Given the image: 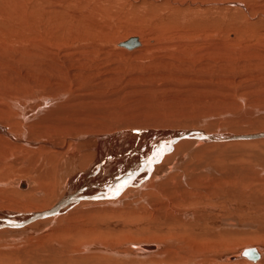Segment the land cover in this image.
Masks as SVG:
<instances>
[{
    "label": "rangeland",
    "instance_id": "rangeland-1",
    "mask_svg": "<svg viewBox=\"0 0 264 264\" xmlns=\"http://www.w3.org/2000/svg\"><path fill=\"white\" fill-rule=\"evenodd\" d=\"M132 37L142 40L144 51L118 46ZM56 92L64 98H56ZM28 95L37 99L26 103L28 111L36 112V121L52 109H67L68 126L76 123L86 134L164 125L173 131L202 128L222 134L264 130V0H0V126L14 135L20 115L18 107L9 108L7 99ZM50 97L55 103L42 109L43 99ZM58 130L45 138L67 152L73 145ZM87 143L76 147L83 152L92 149L94 144ZM187 150V160L179 162L190 168L188 174L225 178L228 192L241 195L247 205L253 198L258 201L250 202L257 206L254 216L225 215L245 227L222 231L230 235L226 238L200 242L179 232L147 238L142 229L146 220L130 214L78 216L73 229L66 230L68 223L58 218L53 228L40 225L0 234V264H144L127 245L177 239L180 249L170 251L168 264H229L228 258L232 264H253L238 255L249 246L264 247V140L192 144ZM8 152L2 154L15 156L0 161V183L9 185L26 178L20 174L18 150ZM178 178L182 180L173 177L168 183L175 180L183 190L187 179ZM203 188L210 192L208 203L220 205L216 188ZM22 192L0 185L2 216L35 210H18L26 202L18 197ZM171 192L176 195L179 190ZM138 196L133 202L141 206ZM46 200L47 196L37 198L34 207L43 209ZM180 239L187 244H180ZM186 245L197 252L193 262L184 255H189Z\"/></svg>",
    "mask_w": 264,
    "mask_h": 264
},
{
    "label": "bare ground",
    "instance_id": "bare-ground-1",
    "mask_svg": "<svg viewBox=\"0 0 264 264\" xmlns=\"http://www.w3.org/2000/svg\"><path fill=\"white\" fill-rule=\"evenodd\" d=\"M132 38L136 39V45L131 48L120 46L123 42L119 43L118 46L129 52L136 51L139 53L144 51L145 47L141 49L144 46L142 40L138 37ZM58 97L59 99L64 98L62 94L56 96V98ZM55 99L53 97L48 99L44 98L43 107L41 106L42 109L53 105L56 101ZM7 100L10 109H12V106L18 107L20 117L18 120V134L16 135H14L15 133L8 132L5 126H0V161H6L12 155L15 156L14 152L9 156L2 153L18 150V156H20L18 158L22 166L20 171L22 176H20L26 179L11 181L9 185L25 192V194H18V197H23L24 201H26L22 205L24 209L18 207V210H35L25 213L18 212L15 217L11 216V214L2 216L0 213V234L6 232L19 233L28 229H40V225L44 226L41 229L49 228V226L53 228L52 225H55L54 222L58 218H62L68 223V226L64 228L65 230L73 229L74 224L72 222H76L78 216H91L96 213H105L104 215L106 216V213H108L111 215L115 214V216L117 215L116 217L130 214L133 218L139 216L140 220L145 219L147 223L146 221V224L142 223L144 225L142 229H145V232L148 234L146 236L147 238L152 239L154 237L153 235L158 236L162 232H179L189 234L190 236L192 235L191 239L195 241L212 242L213 240L216 241L230 236L227 235L228 232L223 233L222 231L227 229L239 231V229L245 227V224L242 226L238 225V221L230 218V215L225 216L228 212L229 214L242 212L241 215L243 216L245 213H249L250 216L252 214L253 216L256 215L253 210L254 205L250 204V202L258 204L256 199L253 198L250 200L249 205L252 206H249L247 205L248 200L244 201L241 195H234L232 190V193L231 191H227L225 178H216L215 176L204 177L199 173L196 174L195 171L188 174L190 168H185V165L179 161L183 159L187 160L184 156L188 152L187 148L192 144L222 145L231 142L248 143L260 141L264 140V130L249 134L209 133L202 128H177L173 131L171 130L172 128L170 129L168 126H165L164 123V126L159 127L152 123L158 128L150 129V126H152L150 125V128L143 130L133 129L122 132L116 131L117 133L86 134L82 131L83 129H80L79 125H75L76 123H69L68 126L67 121H69L70 111L67 112V109H60L54 112L52 109L51 112L36 121L35 116L37 115L34 114L36 112H30L27 110L28 107H26V103L37 100L35 95L20 97L18 101L14 99ZM85 100L83 101L84 105ZM96 101L98 102V100ZM11 104L12 106H10ZM65 104L69 105L70 103ZM57 120L59 123H56ZM169 124L166 123V125ZM56 129H62L60 131L65 134V140L70 139V144L73 145V147L69 146L67 152H63V147L65 146L62 147L59 145V147L57 146L58 144L50 143L51 140H46L45 138L48 133H51L52 130L56 131ZM77 133L79 134V137L77 136L79 139L74 137ZM154 139H156L155 142L153 141ZM86 142L90 145L94 144L92 146L93 148L84 150V152L82 149L78 150L80 146L78 148L76 146ZM51 149H53V152H45ZM85 152H91V154L86 155L84 154ZM57 155L60 156L59 160H56ZM174 169H176L175 172ZM178 176L186 177L187 179L185 181L187 182L186 188L183 187V190H180L181 185H177L178 182L175 180H172L170 184L168 183L173 177L179 179ZM5 182L2 181L3 184L0 183V185L9 186ZM211 184L221 195L217 197L220 205L212 206L208 203L210 201V192H208L207 188L203 187H208ZM171 190H179V192L174 195ZM136 195L141 197V201L143 202L141 206H139V203L136 202L134 204L133 202ZM42 196H47L48 200L44 204L46 207L39 210V207H34V204H36L35 201L37 198L40 199ZM17 205L14 206L17 207ZM182 205L184 206L183 208L181 207ZM36 209L38 210L36 211ZM135 210L138 212H135ZM249 210L253 211L249 212ZM63 221L61 222L62 224H64ZM97 222L101 223V221ZM116 224L119 225L118 223ZM78 226L81 227L80 223L77 224ZM55 228H58L57 225ZM213 233L220 234L213 235ZM232 234L236 235L237 233ZM178 240L169 241V243L162 242V244L150 242H141L139 244V242L138 244H129L127 248L132 250L130 254L134 258H142L139 261L140 263L168 264L166 261L171 253L170 251L179 248L176 246ZM180 242L182 245L187 244L181 241V239ZM186 246L189 255L187 252L184 255L193 262L195 260L193 256L197 252L190 245ZM250 247L258 251L259 258L250 260L249 258L238 256L240 258L242 257V260L245 258L248 259V262L251 261L253 264H264V247L249 246L247 248ZM156 251H159L160 254H151L154 256L149 255ZM179 255H182L181 251ZM240 258L237 260L239 261ZM227 261H229V264H232L229 258Z\"/></svg>",
    "mask_w": 264,
    "mask_h": 264
},
{
    "label": "water",
    "instance_id": "water-1",
    "mask_svg": "<svg viewBox=\"0 0 264 264\" xmlns=\"http://www.w3.org/2000/svg\"><path fill=\"white\" fill-rule=\"evenodd\" d=\"M134 45H136V39L131 38L128 41L121 43L120 46L131 48ZM239 255L242 257L249 258L250 260H256L257 258H259L258 251L253 247L243 249Z\"/></svg>",
    "mask_w": 264,
    "mask_h": 264
}]
</instances>
